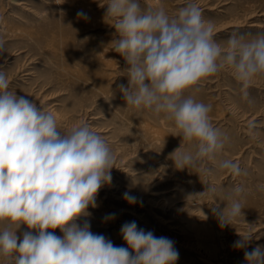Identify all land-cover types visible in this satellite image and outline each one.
<instances>
[{
    "label": "rangeland",
    "instance_id": "obj_1",
    "mask_svg": "<svg viewBox=\"0 0 264 264\" xmlns=\"http://www.w3.org/2000/svg\"><path fill=\"white\" fill-rule=\"evenodd\" d=\"M189 0H140L142 8L162 5L175 16ZM206 21L215 25L214 38L226 45L233 33L252 38L264 33V0H194ZM107 0H0V69L8 91L27 96L52 112L61 132L86 123L114 153L112 181L89 207L91 231L127 247L120 229L135 221L138 228L174 241L176 264H246L245 250L264 246V77L254 79L248 103L231 71L207 78L195 98L212 106L213 125L230 142L220 159L237 162L246 175L216 170V161L199 169L179 170L171 154L182 137L162 115L126 107L118 85H127L124 59L113 51L118 38L115 21L105 16ZM83 11L87 19L78 16ZM256 24V25H254ZM192 94L191 92L185 95ZM249 124H254L250 135ZM185 150L191 145L184 144ZM207 185L216 188L208 193ZM242 185L243 214L221 227L212 209L225 207L223 195ZM126 191L136 204L123 199ZM115 219L105 222L107 214ZM85 218L78 222L82 223ZM4 225L0 223V228ZM28 231L22 225L17 235ZM57 236L62 233L54 230ZM237 232H251L247 249H235Z\"/></svg>",
    "mask_w": 264,
    "mask_h": 264
},
{
    "label": "clouds",
    "instance_id": "obj_2",
    "mask_svg": "<svg viewBox=\"0 0 264 264\" xmlns=\"http://www.w3.org/2000/svg\"><path fill=\"white\" fill-rule=\"evenodd\" d=\"M106 5L105 16L115 21L118 34L113 51L127 65V85H118L119 91L126 107L172 123L174 135L182 137L171 154L175 167L207 173L202 165L216 161L219 172L246 175L231 159L217 161L230 137L213 125L212 106L195 94L207 78L228 69L241 86V99L252 103L249 88L264 77V33L252 38L233 33L222 46L214 38L215 25L194 0L175 16L162 5L142 8L140 0H107ZM77 15L87 19L83 11ZM5 50L0 38V52ZM8 88V76L0 69V264H176L174 241L138 228L135 221L120 229L127 247L91 231L88 209L97 207L98 192L111 184L113 151L86 123L61 132L52 112ZM254 128L249 124L253 139ZM184 144L191 148L185 150ZM206 191L217 190L207 185ZM244 192L242 185L234 186L223 195L225 207L212 209L221 227L244 216ZM122 195L129 204L138 202L128 191ZM113 219L115 213L104 217L105 222ZM22 225L28 231L21 237ZM237 234L232 247L247 249L252 233ZM244 259L264 264V246L245 250Z\"/></svg>",
    "mask_w": 264,
    "mask_h": 264
},
{
    "label": "bare ground",
    "instance_id": "obj_3",
    "mask_svg": "<svg viewBox=\"0 0 264 264\" xmlns=\"http://www.w3.org/2000/svg\"><path fill=\"white\" fill-rule=\"evenodd\" d=\"M254 25H256V24H254Z\"/></svg>",
    "mask_w": 264,
    "mask_h": 264
}]
</instances>
